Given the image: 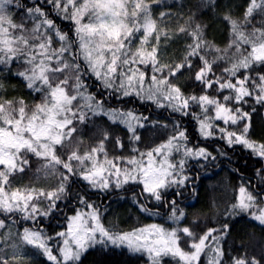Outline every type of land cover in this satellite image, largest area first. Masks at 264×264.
Masks as SVG:
<instances>
[{"label":"snow or ice","instance_id":"obj_1","mask_svg":"<svg viewBox=\"0 0 264 264\" xmlns=\"http://www.w3.org/2000/svg\"><path fill=\"white\" fill-rule=\"evenodd\" d=\"M164 3L166 0H29V6L23 0H0V73L11 71L15 61L19 67L13 75L20 77L32 93L40 94V102L32 107L23 99L0 96V264H23L25 246L38 250L49 264H80L82 256L97 245L146 255L148 264H163L164 257L169 256L178 259V264H199L202 254L208 255V264H225L221 241L230 228L227 222L222 228H209L198 240L187 226L169 229L158 223L120 232L102 223V212L88 201L87 192L78 198L88 211L78 207L65 218V230L54 235L45 230L44 220L59 210V202L67 196L66 188L75 181L90 191L105 193L130 183L142 186L133 200L140 211L157 215L144 203L154 200L169 209L168 219L178 225L185 213L175 198L166 201L165 193L175 190L176 197L182 195L190 179L185 174L190 160L216 159L205 147H189L186 131L179 124L174 125V134L165 143L140 152L136 147L141 139L138 129L147 126L150 117L136 115L133 110L106 108L103 100L89 92V79L94 78L108 98L119 102L135 96L158 108L191 115L201 138L220 140L228 149L240 146L264 160V142L257 144L250 138L252 117L258 107L264 108V71L258 70L264 66V27L253 26L246 31L254 13L264 24V0H249L243 23L231 15L224 17L232 34L224 49L207 40L201 25L193 26L192 16L178 25V32L170 33L173 14L162 11L158 21L152 12L153 4ZM202 3L214 6L215 0ZM18 13L19 22L15 18ZM57 19L71 23V36ZM138 34L140 44L134 47ZM161 35L166 40L191 38L179 63L163 64L158 58ZM153 36L156 45L149 51L146 45ZM221 61L230 66L217 75L214 67ZM148 67L150 82L146 80ZM184 71L201 86L203 94L185 95L172 83ZM3 90L4 83L0 82V92ZM96 116H106L125 127L131 154L108 159L105 143L110 135L105 132L99 146L84 155L71 150L65 160L60 152L71 148L78 125H86ZM221 121L223 126L217 123ZM115 146L125 148L119 137ZM99 153L105 155L103 162L96 160ZM220 155L226 158L224 152ZM31 156L44 161L38 171L59 176L55 190H11L16 176L30 166ZM72 161L79 164L74 167ZM86 161L91 167L84 166ZM61 166L65 171H60ZM256 175L264 184V168L257 169ZM235 199L236 203L224 210L226 216L247 214L264 226V206H259L257 194L241 185ZM45 202L47 206L42 207ZM180 233L190 238L192 251L183 250ZM227 261L264 264V258H249L247 253L228 256Z\"/></svg>","mask_w":264,"mask_h":264},{"label":"trees","instance_id":"obj_2","mask_svg":"<svg viewBox=\"0 0 264 264\" xmlns=\"http://www.w3.org/2000/svg\"><path fill=\"white\" fill-rule=\"evenodd\" d=\"M29 4L28 0H23ZM38 2V0H37ZM151 3V0H148ZM259 2V0H258ZM249 0H215V5L205 6L202 0H166L162 5L153 4V16L159 21L162 11L172 13L173 16L168 25V31L178 32V25H183L190 16L194 19V25L199 24L204 28L205 36L215 47L227 48L232 40L231 28L225 21L226 15H231L233 19L243 23L244 11ZM181 5H183L181 7ZM29 6H31L29 4ZM21 13L16 15V21L19 22ZM63 31L72 35V25L69 22L57 19ZM264 27L261 24V16L254 13L251 24L246 31H251L252 27ZM191 38L180 36L179 39L172 38L166 40L161 35L158 58L163 64L179 63L181 58L186 54L185 48ZM134 47L140 44V34L134 40ZM156 45L155 37L150 38L146 48L150 51L152 46ZM56 47L59 45L56 44ZM211 60L213 57H207ZM219 67H214L217 75L223 72L225 67L230 65L224 62H218ZM199 67V63L196 62ZM142 70L144 66H140ZM195 70V69H194ZM259 71H264L261 66ZM17 71L16 64L12 62L11 71L0 73V82L4 83V90L0 96L5 99H23L30 107L40 102V94H34L26 87L25 82L18 76L13 75ZM194 74V72H193ZM253 76L256 75L254 71ZM152 76L151 68L146 69V80L150 82ZM173 84L179 85L185 95L203 94L201 86L195 84L189 79V73L184 71L178 78H173ZM89 92L98 100L105 102V107L109 109L133 110L136 115L150 117V120L144 128L138 129L141 139L136 145L140 152H147L153 148L165 143L168 138L174 134V125L179 124L181 130H185L188 137L189 147H205L215 160H190L185 174L190 177L188 184L182 189V195L175 196V190L165 193L164 199L171 201L173 198L177 201L179 209L183 210L185 215L181 222L175 227H189L198 240L209 228H222L227 222L229 230L223 234L221 247L226 253L225 264H228V256H240L245 253L257 259L264 258V226L251 220L247 214H240L235 218L226 216L224 210L232 203H236L235 197L239 195L241 185L248 188L249 191L258 195L259 206H264V184H261L259 177L256 175L257 169L264 168V160L254 158L250 151L243 150L240 146L228 149L226 145L215 138L203 139L198 134V124L192 116H182L171 112L167 108H158L152 102H141L135 96L124 102H119L115 98H108L109 94L105 92L93 79L87 80ZM215 95L213 90H209ZM103 93V96L100 95ZM264 108H257L252 117V126L250 138L257 144L264 142ZM193 111L199 112L198 108ZM223 126V122H217ZM164 125H167L165 127ZM105 132L110 135V139L105 143L107 158L115 160L117 156L128 157L131 154V145L129 144L128 134L123 125L113 123L106 116H96L86 125H78V132L74 134L73 144L70 149H62L60 154L66 160L71 150L77 151L79 155L90 152L93 147H97L103 139ZM119 137L123 141L125 148L123 150L115 146V140ZM221 152L226 154V158L220 155ZM138 154V153H137ZM173 158L178 160L179 155L173 154ZM104 153L96 155L98 162H103ZM30 166L25 172L18 174L13 180L12 189H24L25 187L37 190L53 191L59 186L60 178L58 175H46L41 169L44 161L34 156L30 157ZM73 166L79 164L78 161H72ZM85 167H91V162L86 161ZM3 166H0L2 168ZM60 171H65L62 166ZM75 180V178H74ZM260 185V187H257ZM141 187L136 184H127L117 190L113 188L108 192L90 191L86 186H82L79 181L72 182L66 188L67 196L65 200L59 202V210L44 220L45 230L48 234L54 235L58 231L66 228L67 216L75 213L80 207L87 209L79 203V196L87 192V199L100 207L102 212V223L106 227H112L117 231L126 232L145 224L160 223L166 224L170 211L167 208L157 205L153 201L144 200L152 212L158 213L151 215L141 212L140 208L133 203L141 193ZM136 194L134 196L133 194ZM45 202L42 207H46ZM88 210V209H87ZM181 247L189 249L190 238L180 233ZM9 253L11 249H8ZM23 264H49L46 258L31 246H25L23 250ZM208 255L202 254L199 264H208ZM80 264H148L147 256L132 254L127 248L95 246L90 248L83 256ZM163 264H178V259L164 257Z\"/></svg>","mask_w":264,"mask_h":264},{"label":"rangeland","instance_id":"obj_3","mask_svg":"<svg viewBox=\"0 0 264 264\" xmlns=\"http://www.w3.org/2000/svg\"><path fill=\"white\" fill-rule=\"evenodd\" d=\"M28 2H29V0H28ZM13 63L16 64V67H17V69H18L19 66L17 65V63H16L15 61H13ZM263 118H264V110H263ZM99 208H100V207H99ZM84 211H88V210L85 209ZM73 214H74V213H73ZM73 214H72V215H73ZM158 224H160V223H158ZM146 225H148V224L142 225V226H140V227H143V226H146ZM161 225H163L164 227L169 228V229L175 227V225H173V222L170 221L169 219H167V223H166V224H161ZM137 228H138V227H137ZM4 231H6V230H4ZM21 231H22V229H21ZM183 250L188 251L189 249H183Z\"/></svg>","mask_w":264,"mask_h":264}]
</instances>
